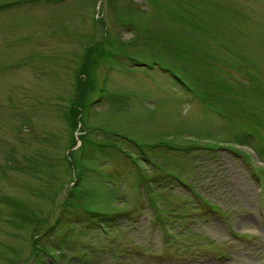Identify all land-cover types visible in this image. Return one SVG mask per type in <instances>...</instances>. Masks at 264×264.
I'll use <instances>...</instances> for the list:
<instances>
[{"label":"rangeland","instance_id":"1","mask_svg":"<svg viewBox=\"0 0 264 264\" xmlns=\"http://www.w3.org/2000/svg\"><path fill=\"white\" fill-rule=\"evenodd\" d=\"M0 264H264V0H0Z\"/></svg>","mask_w":264,"mask_h":264},{"label":"trees","instance_id":"2","mask_svg":"<svg viewBox=\"0 0 264 264\" xmlns=\"http://www.w3.org/2000/svg\"><path fill=\"white\" fill-rule=\"evenodd\" d=\"M202 203H204L205 204V202H202ZM206 205V204H205ZM158 219V218H157ZM160 222H161V220H160V218L158 219Z\"/></svg>","mask_w":264,"mask_h":264}]
</instances>
